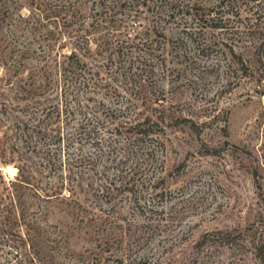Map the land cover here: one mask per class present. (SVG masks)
Segmentation results:
<instances>
[{
  "label": "rangeland",
  "instance_id": "1",
  "mask_svg": "<svg viewBox=\"0 0 264 264\" xmlns=\"http://www.w3.org/2000/svg\"><path fill=\"white\" fill-rule=\"evenodd\" d=\"M197 1L215 19L218 0ZM132 3L0 0V264H260L264 10L248 8L264 0H226L221 28ZM74 55L85 73L67 88ZM146 118L150 156L133 157L116 123Z\"/></svg>",
  "mask_w": 264,
  "mask_h": 264
},
{
  "label": "trees",
  "instance_id": "2",
  "mask_svg": "<svg viewBox=\"0 0 264 264\" xmlns=\"http://www.w3.org/2000/svg\"><path fill=\"white\" fill-rule=\"evenodd\" d=\"M133 3V5L138 6V8H143L146 7L148 11H152V13L154 14L155 18L158 19H162V18H168V19H174L175 21H178L179 19H189L192 23H197L200 24L201 22H206V23H210L211 21L216 22L215 25H211V27L214 28H221L219 26V23H223L225 20V17L227 15H233V11L231 10L230 12H228L227 10L229 9V7H226L224 9V6L226 5V0H218L219 4L216 7V12L215 14V19L214 17H212L211 19H208L209 14H203L200 13L201 9H197L202 7V3H198L197 0H131ZM196 2V3H191V2ZM237 7H233V8H237L236 10V14L239 13V11L241 10V8L237 5L236 2H238V0H231ZM258 1V0H257ZM125 6V3H122L121 6ZM101 8L103 9V11L99 14V16L97 17V21L102 22V20H104V17L106 18V16L109 14V11H113V8L108 7V6H101ZM203 8V7H202ZM223 8V12L222 9ZM112 9V10H111ZM250 11L254 12V15L261 13V10H264V7H261L260 5H255L253 7H249L248 8ZM220 13H217V12ZM205 20V21H203ZM79 30H82V32L85 34H87L89 31H87V29H84V23L80 22L78 25ZM93 30H96V28H99V24L95 23V25L92 26ZM192 29H186L187 32H189ZM191 34V33H190ZM192 35H194V33H192ZM87 38V37H86ZM89 39H86V42H88ZM263 44H261L262 46ZM74 57H76V62L73 63H68L67 66L69 67V69H65V82L68 84L67 88H69L70 86H72L73 84H77L78 82L81 84V80L80 77H83L82 73H85L84 67H86V64L81 62L78 57L76 55H74ZM69 59V58H68ZM93 72V71H92ZM93 74V73H92ZM92 76H95V74H93ZM93 79H90V81H87L88 84L89 82H91ZM95 89H101V87L99 86V84L95 81V82H91ZM84 87H89L87 86L86 83H84ZM94 89V88H93ZM88 90V89H87ZM95 93V92H94ZM69 96L71 94H68ZM105 108V104L104 103H98L96 110V113H99L100 109H104ZM128 110V109H127ZM126 111V109H125ZM82 109L80 107V109H74L71 108V110H69V115L74 117L76 114L80 115L82 114ZM125 112L119 110L117 112H113L114 115H125ZM90 114V113H89ZM132 115V114H131ZM128 118L127 116L124 117V119ZM89 120H87L88 122ZM97 125H100V122L96 121ZM151 125H159V123L153 122L150 118H146L145 121L142 123L141 121H135L134 123L131 122V120H127V121H120L119 123H116L117 127H121L122 129H125L127 132L128 129H130V133L132 132V135L136 136L135 140L137 142V151L135 148V152L134 154H132L133 157H138L139 155L138 153V149L139 154L142 153V155L145 156H150V154L146 151L142 150V143L143 141L147 142V139H150V133H149V127ZM88 127H85L84 125L80 128V131L76 134H73L72 136L69 137V141H83V139L78 138V137H82L83 134H85V131ZM117 129H114V131ZM118 132V131H117ZM89 138V140H92L93 143H89L92 144V146H98L100 145L101 139L99 138V133L97 131H91L88 135H85ZM99 143V144H98ZM141 155V154H140ZM50 156V155H49ZM138 160V158H137ZM72 164V170H70V175H75L78 176L81 181L85 180V175L80 172V173H76L74 172L73 169H77L79 168L78 166H82L79 164H83L85 165V160L84 159H79V158H75V159H71ZM95 169H98V165L95 161H91L89 162ZM23 171L21 169H19V177L22 176L23 178H27L23 176ZM102 174V173H101ZM101 176V175H100ZM119 179H123V176L118 177ZM17 181H19V178H17ZM24 181V180H22ZM21 181V182H22ZM72 182V181H71ZM70 182V183H71ZM109 189V188H107ZM104 190V189H101ZM70 192L72 193L71 195L73 196V192L74 190L70 189ZM74 197V196H73ZM95 216V221L98 222V217H96V215H92V218ZM30 228L29 230L31 231L33 228L28 225ZM252 245L251 248H253L254 252H255V257L258 258L259 263L260 264H264V242L262 241H255L254 239L252 241ZM100 259L98 258V256L96 255L94 262L91 264H99L100 263ZM101 264V263H100Z\"/></svg>",
  "mask_w": 264,
  "mask_h": 264
},
{
  "label": "bare ground",
  "instance_id": "3",
  "mask_svg": "<svg viewBox=\"0 0 264 264\" xmlns=\"http://www.w3.org/2000/svg\"><path fill=\"white\" fill-rule=\"evenodd\" d=\"M13 169L12 168H9L8 169V171L10 172V173H13V171H12Z\"/></svg>",
  "mask_w": 264,
  "mask_h": 264
}]
</instances>
